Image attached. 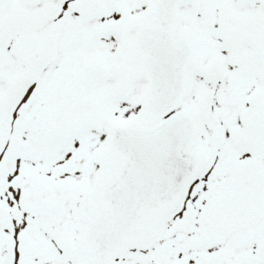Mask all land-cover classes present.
Returning a JSON list of instances; mask_svg holds the SVG:
<instances>
[{
	"label": "snow or ice",
	"instance_id": "obj_1",
	"mask_svg": "<svg viewBox=\"0 0 264 264\" xmlns=\"http://www.w3.org/2000/svg\"><path fill=\"white\" fill-rule=\"evenodd\" d=\"M0 264H264V0H0Z\"/></svg>",
	"mask_w": 264,
	"mask_h": 264
}]
</instances>
